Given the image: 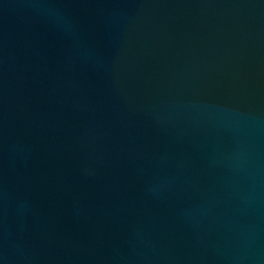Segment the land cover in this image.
Wrapping results in <instances>:
<instances>
[{"label":"water","instance_id":"water-1","mask_svg":"<svg viewBox=\"0 0 264 264\" xmlns=\"http://www.w3.org/2000/svg\"><path fill=\"white\" fill-rule=\"evenodd\" d=\"M0 264H264V0H0Z\"/></svg>","mask_w":264,"mask_h":264}]
</instances>
